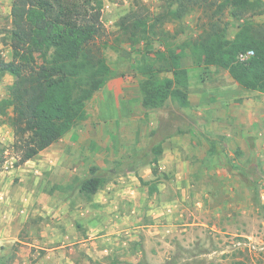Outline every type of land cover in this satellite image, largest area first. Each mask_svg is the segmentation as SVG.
<instances>
[{
	"label": "rangeland",
	"instance_id": "374dc122",
	"mask_svg": "<svg viewBox=\"0 0 264 264\" xmlns=\"http://www.w3.org/2000/svg\"><path fill=\"white\" fill-rule=\"evenodd\" d=\"M12 3L0 0V56L6 62L12 60L8 33L13 29ZM136 3L153 14L162 6V0H104L103 23L112 46L120 18ZM201 17L195 12L179 23H168L165 29L181 40L195 38ZM254 21L264 24V16ZM231 22L234 34L237 23ZM118 48L105 51L113 77L89 103V120L45 151L80 154L87 171L72 176L39 175L25 164L18 166L14 132L8 119L0 115V192L5 190L14 200L7 208L0 203V213L12 217L5 239L0 236L3 264H68V260L107 264L96 239L105 231L100 230V219L93 214L101 205L80 193L92 167H98V174L105 178V192L111 194L108 188H115L130 202L120 207L130 212V225L124 231H130L134 239L131 264H264V94L242 89L227 71L205 70L187 58L183 64L190 76L191 106L183 108L169 100L162 108L147 111L140 74L148 65L166 66L153 55L161 49V42L124 43ZM12 83V76L6 75L0 83V99L8 98ZM173 138L184 139L178 158L172 162L161 156L155 166L153 148ZM169 144L173 147L171 141ZM38 177L49 183L47 193L50 190V195L56 196L55 211L41 219L30 211L28 222L16 225L18 203L41 191ZM142 179L155 182L153 194ZM62 200L70 201L76 211L87 203L92 212L83 221L74 220ZM101 220L104 223V218ZM83 224L90 237L81 248L70 238L75 228L80 234L79 225ZM104 225L108 227L109 222ZM184 226L182 243L179 235L173 234ZM169 227L174 232L168 233ZM44 234L54 235L55 241H43ZM52 248L58 249L49 258ZM81 249L89 252L86 258H81Z\"/></svg>",
	"mask_w": 264,
	"mask_h": 264
},
{
	"label": "trees",
	"instance_id": "16d2710c",
	"mask_svg": "<svg viewBox=\"0 0 264 264\" xmlns=\"http://www.w3.org/2000/svg\"><path fill=\"white\" fill-rule=\"evenodd\" d=\"M104 6V0H13V29L8 32L12 60L0 56V83L6 75L13 83L8 98L0 99V115L14 132L18 166L86 123L89 103L113 77L105 51L124 43L161 42L153 55L166 66L148 65L140 74L147 111L160 109L169 100L183 108L191 106L190 76L183 64L187 58L205 70L227 71L242 89L264 94V24L254 21L264 16V0H162L156 14L136 3L118 22L116 46L103 23ZM195 12L202 16L197 37L181 40L165 29ZM231 21L237 23L234 34ZM249 51L254 55L241 61L240 55ZM152 151L157 166L162 144ZM98 172L92 167L80 186L89 199L106 186ZM141 181L150 194L156 191L155 182ZM3 261L1 257L0 264Z\"/></svg>",
	"mask_w": 264,
	"mask_h": 264
},
{
	"label": "crops",
	"instance_id": "0c3cea01",
	"mask_svg": "<svg viewBox=\"0 0 264 264\" xmlns=\"http://www.w3.org/2000/svg\"><path fill=\"white\" fill-rule=\"evenodd\" d=\"M190 102H191V99H190ZM88 114H89V112H88ZM89 118H90V115H89ZM80 127H78V128H80ZM77 129H75V130H77ZM75 130H73V131H75ZM64 139H62L61 141H63ZM61 141L59 143H61ZM170 141H171L173 147L169 146ZM183 142H184V139H182V138H173L172 140H168V141L164 142V144L162 145L164 152L161 156H164V157L167 156V158L168 157L171 158L172 162H173V160L178 158L179 146ZM56 145L57 144L53 145L52 147H54ZM52 147H50V148H52ZM82 161H83V159L81 158L80 154L79 155H73V154H68V153H61L60 155L59 154L54 155V154H47L44 151L38 157H36L34 160H31V161L25 163V168L29 169L33 173L35 172V174H39V175L52 172L53 174L69 173V175L72 176V175H75V173H77V171H81L83 169L87 171L88 168L86 166L83 167V165H81ZM165 169L167 170V167H165ZM37 182L38 183L41 182L40 188L42 187L39 195H35V196H34V194L32 196L30 195L29 196L30 198L29 197L25 198L24 201L19 202L17 205V207L19 208V213H18V216L16 218L17 219L16 225H17V223H20V222H22L24 224L27 223L29 216H30V211L32 213L38 215L40 217V219H41V217H44L45 215L50 216L52 214V212L55 211L54 207H53V203L55 202L56 196H54V195L51 196L50 190L48 191V193L46 190L47 187H49V183L48 182H42L41 177H38ZM38 186H36V187H38ZM105 188H107V187H104L101 191H99V193L97 195L94 196V202L93 203L100 204L101 205L100 210L99 209H93V207H91L93 209V214H94L95 218L100 219V223L98 224V226L101 228L100 230L105 231V232H102V234H100V236L96 238L97 243H99V245L101 247V249L99 250V253L102 255L103 258H105V262L107 264L108 263H111V264H131L133 259H132L130 254H131L132 245H134V239H133L130 231H124V227L130 225V222H129L130 221V216H129L130 212H129V210L125 211L124 210L125 208L120 207L121 204L124 206L125 204H129L130 202H129V200H126V199H128L126 195L121 194V193H123L122 191L114 190L115 188H108L109 190L112 189L111 194H108L107 192H105ZM61 202L63 203L64 207L70 208V210H67V212L70 213L72 218L74 220H77V221H79L78 219H80V221H83L92 212V209H88L87 203L84 204L86 206L85 208L82 204L80 211H76L70 205L71 204L70 201L66 202V200H62ZM0 203L3 204L4 207L7 208V207H9V205L14 203V200H13L12 196H9L6 193V191L3 190L2 192H0ZM92 206H94V205H92ZM104 206H109V207L105 208ZM112 206H115L116 208L115 207L113 208ZM102 218H104V223L109 222L108 227H105L104 223L101 220ZM110 220H112V221L110 222ZM7 225L12 226L11 215L8 212L5 213L4 215H2V213H0V236H1V240L2 239L4 240L6 235H7V230H8ZM83 225L82 226L79 225L80 234H79V231L75 228L73 230L74 231L73 237L70 238V241L73 242V245L79 243V244H81V246H80L81 248L83 246H87V244L85 245V242H88L89 237H90L89 236L90 232H89L88 226L87 225L83 226ZM188 226H191V224ZM105 228H106V230H105ZM169 228H170V230L168 229L169 230L168 233L174 232V229H172V227H169ZM92 230L94 231V229H92ZM186 230H187L186 226L179 227L176 229V231H175L176 234H173V236L179 235L178 237H179V239H181V242L183 243L184 242L183 239L185 237L184 231H186ZM47 235L48 234H44V236L42 235L43 241H45L44 238H46V240H48V241L51 239H53L55 241L54 235L52 237L47 236ZM30 246H32V245L30 244ZM57 249L58 248H52L51 250H49L51 252H49L48 257L50 258L51 254L54 253L55 250H57ZM86 255H89V252L81 249V258H83V257L86 258L87 257ZM68 264H76V263H75V261L69 262V260H68Z\"/></svg>",
	"mask_w": 264,
	"mask_h": 264
},
{
	"label": "built area",
	"instance_id": "2783aa9c",
	"mask_svg": "<svg viewBox=\"0 0 264 264\" xmlns=\"http://www.w3.org/2000/svg\"><path fill=\"white\" fill-rule=\"evenodd\" d=\"M253 55H254V53H253L252 51H249V52H247V53H245V54L240 55V59H241V61L246 62V61H248Z\"/></svg>",
	"mask_w": 264,
	"mask_h": 264
}]
</instances>
